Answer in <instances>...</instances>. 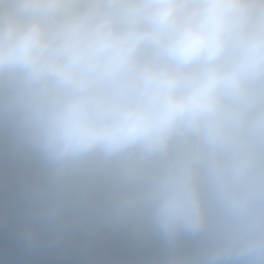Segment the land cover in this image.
I'll return each instance as SVG.
<instances>
[{
    "label": "clouds",
    "instance_id": "9594fccd",
    "mask_svg": "<svg viewBox=\"0 0 264 264\" xmlns=\"http://www.w3.org/2000/svg\"><path fill=\"white\" fill-rule=\"evenodd\" d=\"M0 210L49 264H264V0H0Z\"/></svg>",
    "mask_w": 264,
    "mask_h": 264
},
{
    "label": "crops",
    "instance_id": "0c3cea01",
    "mask_svg": "<svg viewBox=\"0 0 264 264\" xmlns=\"http://www.w3.org/2000/svg\"><path fill=\"white\" fill-rule=\"evenodd\" d=\"M3 212L0 210V219ZM28 223L27 216L20 210H13L11 214V225L15 231H23ZM77 259H86V257H77ZM0 264H49L45 256L33 255L28 249L20 246L13 250H5L0 246Z\"/></svg>",
    "mask_w": 264,
    "mask_h": 264
}]
</instances>
